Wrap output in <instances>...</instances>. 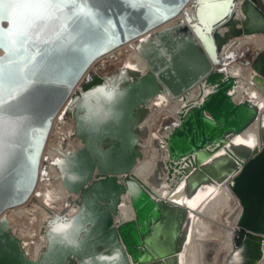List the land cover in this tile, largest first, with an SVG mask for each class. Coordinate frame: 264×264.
I'll return each instance as SVG.
<instances>
[{
	"label": "water",
	"instance_id": "water-1",
	"mask_svg": "<svg viewBox=\"0 0 264 264\" xmlns=\"http://www.w3.org/2000/svg\"><path fill=\"white\" fill-rule=\"evenodd\" d=\"M236 1L53 0L58 7L31 10L37 18L27 37L17 39L18 26L0 34V101H7L0 112V264H68L72 257L79 264H181L199 191L229 179L241 211L225 264H257L264 240V111L258 101L233 99L237 80L220 66L230 38L264 33V11L258 0H241L239 20ZM188 2L184 19L159 28ZM8 3L0 6L5 17L29 11ZM0 26L10 28L7 20ZM134 38L144 72L125 64L105 75L87 72L97 58ZM38 50L51 52L44 70L52 82L39 86L34 107L12 114L8 95L20 98L21 73L30 74ZM249 63L264 95V48ZM201 81L199 101L180 107L165 137L170 192L158 198L132 173L142 157L140 123L157 94L184 98ZM64 104L81 144L54 164L63 187L78 196V208L48 219L45 248L32 260L4 211L32 194L41 152ZM256 120L253 144L234 141ZM121 195L129 197L133 217L115 222Z\"/></svg>",
	"mask_w": 264,
	"mask_h": 264
},
{
	"label": "bare ground",
	"instance_id": "bare-ground-1",
	"mask_svg": "<svg viewBox=\"0 0 264 264\" xmlns=\"http://www.w3.org/2000/svg\"><path fill=\"white\" fill-rule=\"evenodd\" d=\"M258 1L264 11V0ZM241 3V0H237L234 7V16L239 20L244 19V14L241 10ZM190 12V2H188L176 17L159 28L184 19L185 14ZM237 24H239L238 21ZM219 29L220 31H224L227 28L222 27ZM137 41L138 38H134L116 47L111 52L97 58L88 67L87 72L93 71L99 74L98 67L101 66V60L111 57L113 54L115 55L117 52L123 49L125 50L126 48L129 52L122 65L125 64L133 69L144 72L147 66L136 50ZM263 48L264 33L240 34L232 37L223 46L221 52L223 55V63L220 66L225 69V71L231 73L237 80L236 85L233 88V99L235 101H240L242 99L258 101L261 104V111H264V95L252 81L254 71L251 64H245L244 62H241L240 59L245 54V49H249L252 52L253 57H255V55L262 51ZM227 54H232L235 61L232 60L231 62H228L226 59ZM101 75L105 74L101 73ZM80 81L75 88L79 85ZM202 90H204L203 81L189 90L184 95V98H172L164 91L157 94L156 97L149 102V110L144 120L140 123V127L144 129V134L140 138L142 157L137 161L135 167L132 169V173L137 179L147 185L150 191L158 198H162L166 193L170 192L168 187L169 183L166 180L168 166L166 163L167 154L165 149V137L172 125L168 124L167 126H163L162 120L164 118H171L172 121L178 120L180 107L184 103H194L199 101V93ZM57 115L53 119L54 124L52 126L53 128L56 125L55 134L53 136L55 138L49 142L52 147H47L48 140L46 139V148L44 147L40 156L37 182L29 197L30 199L33 196L37 186L40 187L37 192L39 206H33L32 208L29 207L27 203L28 199L26 203L24 202L21 205L4 211L9 227L12 229L14 235L18 237L20 243L22 242V246L25 245L24 251L32 260H35L38 253L45 248L46 242L43 238H45L44 234L48 227V219L52 217L53 214L61 212L66 216H70L78 208V196L69 193L63 187L61 180L58 177V171L56 172L54 170V165L52 166V163L50 162L51 159L57 155H61L62 152H65L68 149H75L80 145V141H73L76 137L70 132L73 129L70 120L58 119ZM67 123H69V125ZM258 130L259 120H256L233 139L240 143L253 144L255 142L254 140H257ZM45 154L48 156L46 161L47 174L41 181L40 169L45 163V161H42ZM48 173H50V175H48ZM181 181L182 178L176 182L175 186L180 184ZM230 181V179L227 180L209 192L199 191L197 201L194 203L193 209L190 210L191 224L188 237L180 253L181 264L226 263V258L234 247L233 234L237 229V220L241 211L239 201L230 188ZM67 202L68 205H66ZM225 207H230L229 211L231 209L232 211L228 214L227 218H225V221L223 220L222 222H219L218 218L220 212ZM30 214H32V216ZM26 215H30V218L28 219ZM132 217L133 211L129 197L121 195L118 202L117 212L113 220L115 222H121L131 219ZM21 218L24 219V222L18 226L17 220ZM215 226H219L220 231H214L213 229ZM222 230L225 231V252L219 254L218 251H216L214 255L212 250L215 244V237L218 233H221ZM39 236L40 238H38ZM261 250L262 258L257 264H264V240L261 244ZM68 264H79V261L72 257V260Z\"/></svg>",
	"mask_w": 264,
	"mask_h": 264
},
{
	"label": "snow or ice",
	"instance_id": "snow-or-ice-1",
	"mask_svg": "<svg viewBox=\"0 0 264 264\" xmlns=\"http://www.w3.org/2000/svg\"><path fill=\"white\" fill-rule=\"evenodd\" d=\"M5 3V0H0V6ZM8 7L12 9H27L25 12H14L12 15L5 17L3 7H0V25L7 20L10 25L9 29H4L0 26V34L10 32L12 26H18L19 32L17 33V39L20 37H27L28 30L31 29L37 18V13L31 10H47L58 7L53 0H9ZM42 18V17H41ZM59 38V37H58ZM48 41H45L47 43ZM51 52L49 50L37 51L35 55L31 56L28 69L29 75L24 76L21 73L19 81V93L20 98L17 99L15 93L10 92L8 98L13 103L8 105V111L12 114L19 115L35 106L37 97L41 94V88L39 86L50 84L52 82V76L44 68L49 62ZM37 57H40L39 63H36ZM7 101H0V112H3L2 104Z\"/></svg>",
	"mask_w": 264,
	"mask_h": 264
},
{
	"label": "rangeland",
	"instance_id": "rangeland-1",
	"mask_svg": "<svg viewBox=\"0 0 264 264\" xmlns=\"http://www.w3.org/2000/svg\"><path fill=\"white\" fill-rule=\"evenodd\" d=\"M128 52L129 51L126 48L125 50L123 49V50L117 52L115 55L113 54L111 56L112 60H111V57H108V58H106L104 60H101L102 61L101 66L98 67L99 68L98 69L99 73L100 74L101 73L107 74V73L113 71L114 69H116L117 67L121 66L122 63L124 62V60L126 59V56H127ZM252 58H253L252 52L249 49H245V54L243 55V57H241L240 60H241V62L245 63V60H247V59H251L252 60ZM226 59H227L228 62H231L232 60L235 61V58L232 56V54H227L226 55ZM162 122H163V126H167L168 124H171L172 119L171 118H164L162 120ZM67 124L69 125V123H67ZM47 147H52V145L50 146V143H48ZM48 175H50V173H48ZM45 177L46 176L42 177L41 181ZM39 188L40 187L37 186L36 191L34 192L33 196L27 201L28 206L31 207V208L33 206H37V207L39 206V199H38V196H37L38 195L37 192H38ZM229 209H230V207H225V208L222 209V211L220 212L219 218H218L219 222H222L223 220L224 221L226 220L225 218H227L228 214L232 211V209L230 211H229ZM31 213H32V210H31ZM30 215L32 216V214H30ZM29 216H27L28 219L30 218ZM22 217H23V215H22ZM23 222H24V219H22V218L18 219L17 220V225L20 226L21 224H23ZM213 230L214 231H220V227L219 226H215ZM224 236H225V231L222 230V232L218 233V235L215 237V244H214V247H213V250H212L214 255H215L216 251H218L219 254H223L225 252V243H224L225 242L224 241L225 238H224ZM216 255H218V254H216Z\"/></svg>",
	"mask_w": 264,
	"mask_h": 264
},
{
	"label": "built area",
	"instance_id": "built-area-1",
	"mask_svg": "<svg viewBox=\"0 0 264 264\" xmlns=\"http://www.w3.org/2000/svg\"><path fill=\"white\" fill-rule=\"evenodd\" d=\"M107 54V53H106ZM105 55V54H104ZM103 56V55H102ZM101 57V56H100ZM199 83H201V82H199ZM198 83V84H199ZM197 84V85H198ZM77 88V87H76ZM76 88H74V90L76 89ZM73 90V91H74ZM65 105L66 104H64V106L59 110V112H58V119H68V120H70V124H71V127L74 129V123H73V121H72V119H71V117L70 116H67L65 113H64V107H65ZM58 119H57V121H58ZM53 124H54V121L52 122V125H51V128H50V130H49V133H48V136H47V143H49V142H51L52 140H54V138L55 137H53L54 136V134H55V126L52 128V126H53ZM73 129H72V131H70L71 132V134L73 133ZM73 141H80L78 138H75ZM46 144V143H45ZM45 144H44V147H45ZM80 144H81V142H80ZM80 146V145H79ZM79 146H77V147H79ZM44 147H43V149H44ZM76 147V148H77ZM46 148V147H45ZM75 148V149H76ZM72 150H74V149H72ZM67 151H71V149H68V150H66L65 152H62L61 153V155H57L56 157H54L53 159H51L50 160V162L52 163V166L54 167V170L57 172V169H56V166H55V164H54V162H55V160L57 159V158H59V157H61L62 156V154L63 153H66ZM45 153H46V150H45ZM47 155L45 154L44 156H43V159H42V161L44 162L45 161V163L42 165V167H41V169H40V177L42 178V177H44L46 174H47V168H46V161H47ZM58 173V172H57ZM29 222V221H28ZM12 230V229H11ZM13 232V231H12ZM44 237H45V234H44ZM38 238H40V236L38 237ZM45 239V242H46V238H43V240ZM21 244V247L24 249V247H25V245H23L22 246V242L20 243ZM40 253L41 252H39L38 253V256L40 255ZM27 254V253H26ZM28 256V255H27ZM38 256L36 257V259L38 258ZM262 258V257H261ZM35 259V260H36Z\"/></svg>",
	"mask_w": 264,
	"mask_h": 264
}]
</instances>
